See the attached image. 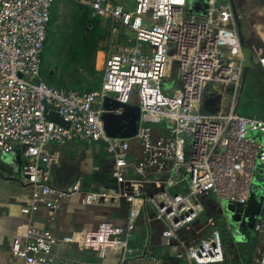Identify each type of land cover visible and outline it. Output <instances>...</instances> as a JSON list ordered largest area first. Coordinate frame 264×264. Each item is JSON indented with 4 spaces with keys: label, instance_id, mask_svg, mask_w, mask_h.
<instances>
[{
    "label": "built area",
    "instance_id": "built-area-1",
    "mask_svg": "<svg viewBox=\"0 0 264 264\" xmlns=\"http://www.w3.org/2000/svg\"><path fill=\"white\" fill-rule=\"evenodd\" d=\"M66 1L109 24L97 91L57 87L43 75L55 0H0V158L19 159L20 177L13 179L28 191L22 212L58 210L78 194L83 205L124 201L123 224L82 231L79 252L103 260L118 249L119 264H164L148 241L155 231L159 248L173 251L179 264L223 263L220 231H192L206 210L204 198L246 204L252 194L264 195L258 185L264 182V119L236 111L246 59L232 5L200 0L186 14L189 0H135L132 11L120 0ZM251 52L264 71V52ZM133 95L136 107L129 106ZM217 96L219 109L206 111L205 100ZM130 107L133 114L125 116ZM71 142L110 159L113 192L81 181L70 189L54 186L49 147ZM151 181L162 187L143 194ZM261 215L257 233H264ZM12 253L23 264H75L47 230L28 229L14 240ZM255 264H264V243Z\"/></svg>",
    "mask_w": 264,
    "mask_h": 264
},
{
    "label": "crops",
    "instance_id": "crops-1",
    "mask_svg": "<svg viewBox=\"0 0 264 264\" xmlns=\"http://www.w3.org/2000/svg\"><path fill=\"white\" fill-rule=\"evenodd\" d=\"M241 28L246 40L249 42V49L251 51L253 49H261L264 52V34L256 33L247 23H242ZM257 39L263 41L261 47L253 44L254 40ZM106 46L105 43L102 50L97 54L96 67L99 69V64L102 61L101 72L104 66ZM259 86L261 87L259 91H263L264 94V83H261ZM242 96L243 93L239 97L242 98ZM261 104L260 114L254 116L264 119V96L262 97ZM93 150L95 153L86 149L80 156L71 157L55 149L54 164L56 176L58 173V179H60V184L57 179V185L60 188L70 189L78 181H81L85 187L91 185V188L96 191L104 192L109 190L113 192L115 190L116 187L109 173L111 167L110 159L96 147ZM19 168L17 172H20ZM11 171L13 173V168ZM0 178L7 185L14 184L15 182L13 181V177L4 171L0 172ZM152 184V181L148 182V184L143 185L142 191H140L147 195L152 192V188L155 190L162 187V182ZM258 185L264 187V182L259 181ZM0 191V264H22L21 259L12 256V244L16 238L23 235L28 229L50 231L56 245L61 251H71L74 255L75 264H119L120 250H110L107 258L102 260L93 252H79L76 249V240L82 231L94 229L101 223L112 221L114 213L118 212L119 209L123 214L127 215L128 206L126 202L119 201L108 204L83 205L81 196L74 195L63 199L62 205L58 210L41 208L34 215L28 216L21 210L22 200L25 198L24 195L27 190H18L20 197L17 198V202L8 198L10 191L5 186L0 185ZM204 202L206 210L203 214H207L208 220L203 221L205 215H202L203 217L201 216L194 226H192V231L195 234L206 235L211 232L207 230L216 229L223 233L224 262L221 264H255L254 262L258 259L263 247L264 233H257L254 230L244 231L240 227H232L222 207V202L215 197L207 196L204 198ZM261 214H264V209ZM195 230L198 231L195 232ZM141 237L145 239L146 236ZM148 241L151 245V251H155L164 264L180 263L179 259L174 256L173 251L167 248L166 250L159 248L160 238L157 233L153 231Z\"/></svg>",
    "mask_w": 264,
    "mask_h": 264
},
{
    "label": "rangeland",
    "instance_id": "rangeland-1",
    "mask_svg": "<svg viewBox=\"0 0 264 264\" xmlns=\"http://www.w3.org/2000/svg\"><path fill=\"white\" fill-rule=\"evenodd\" d=\"M189 1H190V4L185 11L186 14L194 11L195 8L200 3V0H189ZM234 1H235L236 10L239 16L240 25H242V23H245V24L247 23L249 26H251L256 31V33L264 34V0H234ZM120 3H122L125 6V8L129 11H132L135 8V0H120ZM73 9H74V3L72 2H69L66 0H57L55 3V8H54L53 17H52L54 20L53 21L54 24L51 30L52 33H54L53 35L54 38L51 39V42L48 45L43 75L46 78V80L54 86H60L59 84H62L66 87L67 86L73 87L80 91H97L98 86L100 84V80H101L102 61L99 64V69L97 68V71H98L97 74H91L86 71H81V76L75 77L73 80H71L72 82L66 79V75L62 77L63 72H70V73L73 72L72 65L70 64L64 65V62H63V55L65 54L67 36L71 30ZM242 33H243V29H242ZM243 36L245 39V43L248 47L249 42L246 40L244 33H243ZM262 42L263 41L261 39H257V40H254L253 44L261 47ZM115 46H117L116 48H120L122 44H116ZM168 70L169 72L166 73V77L170 78L171 80L172 76L175 74V65L173 63H170L168 66ZM49 74L52 75L51 80L48 79ZM261 83H264V72L260 67L253 65V68L250 72L248 82L246 84V88L244 89L243 96L239 103V108H238L239 114L245 115V116H254V115L260 114L261 108H262L261 107L262 97L264 96L263 91H259L261 89V87L259 86ZM173 85L178 86L179 83L177 81H174ZM109 98L112 101H114L116 99V95L109 94ZM129 106L131 107L137 106V99L135 98L134 95L132 96ZM117 114L118 116H121L123 114L122 107L120 106L117 107ZM117 133L121 134L123 133V130L120 129L119 131H117ZM69 146L70 147L50 146L49 150L52 153H55V149H56V150L63 152L62 154L70 155L71 157L80 156V154L81 153L83 154L86 149H89L90 151L95 153L93 150L95 148L94 146L83 145L80 142H71L69 143ZM17 166L20 167V162L17 156L15 157L8 156L6 158H0V172L4 171L5 173H8L13 178L20 177V172L19 171L17 172L18 170ZM12 168H13V173L11 171ZM52 173H53L54 186L59 189H63L57 185L58 173L56 176L55 164L52 166ZM13 181L15 180L13 179ZM58 183L60 184V179H58ZM0 185H3L6 188H8V190L10 191L8 194V198L12 201L17 202L18 200L17 198L20 197L18 190L23 189L19 185L18 180L17 182L15 181L14 184L7 185L3 181H1V178H0ZM87 186L91 187V185H87ZM153 191H154V188H152V192ZM27 193L28 191H26L25 194ZM115 213L113 217L114 219L112 218L113 220L110 222L114 224H119V223L122 224L126 216L125 213L123 214L120 209L118 210V212H115ZM204 215L205 214H203V216ZM206 215L204 216L203 221L208 220V216ZM212 230L213 229H210L207 231H212ZM197 231L198 230H195V232ZM221 237L223 241V233H221ZM223 244H224V241H223ZM12 256L14 258H18V257H15L13 253H12ZM22 264H23V261H22Z\"/></svg>",
    "mask_w": 264,
    "mask_h": 264
},
{
    "label": "trees",
    "instance_id": "trees-1",
    "mask_svg": "<svg viewBox=\"0 0 264 264\" xmlns=\"http://www.w3.org/2000/svg\"><path fill=\"white\" fill-rule=\"evenodd\" d=\"M56 1L57 0H55V3ZM53 21V18H51L48 33V45L51 42V39L54 38V33H52L51 31L54 24ZM110 36L111 33L108 23H105L99 18L93 17L90 8L74 3L71 30L67 36L65 54L63 55L64 65H72L73 72H63L62 77L66 75V79L72 82L71 80H73L75 77L81 76V71H86L91 74H97V54L102 50L103 45L110 39ZM48 45L46 48V53L48 50ZM46 53L44 66L46 61ZM48 79H52L51 74L48 75ZM100 84L98 86V89L100 87ZM59 85L60 86L57 87H69H66L62 84Z\"/></svg>",
    "mask_w": 264,
    "mask_h": 264
},
{
    "label": "water",
    "instance_id": "water-1",
    "mask_svg": "<svg viewBox=\"0 0 264 264\" xmlns=\"http://www.w3.org/2000/svg\"><path fill=\"white\" fill-rule=\"evenodd\" d=\"M221 1L228 2L232 5L236 28H237L238 35L240 38L244 57L246 59L245 66L242 72V77H241V86H240V95H241L246 87V84L250 76V72L254 65L253 55H252L251 50L247 47L245 43V39L242 33V28L239 22V16H238L236 6H235V1L234 0H221ZM232 89H233L232 86L227 88L228 91H231ZM221 98H222L221 96H217L216 99L205 100L204 109L209 112L217 111L219 109ZM240 98L241 97H239L238 99V105L236 108L237 112L239 108ZM128 109H129V112H126L125 116L133 114V112L130 111L131 107ZM109 127H110V123L109 125H107V128ZM222 207L224 208L226 215L228 216L229 223L232 227L234 228L240 227L244 231L254 230L255 225L258 221V218L260 217L261 212L264 207V195L259 196L258 194L254 193L252 194V196L250 197L249 201L246 204H233V203L223 201Z\"/></svg>",
    "mask_w": 264,
    "mask_h": 264
}]
</instances>
